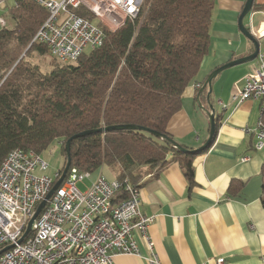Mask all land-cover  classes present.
<instances>
[{
	"label": "trees",
	"instance_id": "16d2710c",
	"mask_svg": "<svg viewBox=\"0 0 264 264\" xmlns=\"http://www.w3.org/2000/svg\"><path fill=\"white\" fill-rule=\"evenodd\" d=\"M17 4L0 30V167L14 149L42 155L62 142V174L69 139L106 127L134 125L172 138L169 123L210 52L215 0H146L141 15L115 31L98 23L106 32L101 47L73 64L50 58L47 71L35 59L52 57L49 49L33 40L48 12L32 0ZM75 12L96 21L84 6ZM170 156L192 184L195 154L146 131L95 132L71 144V167L107 169L134 184L145 168L166 167ZM261 174L264 205V165Z\"/></svg>",
	"mask_w": 264,
	"mask_h": 264
},
{
	"label": "crops",
	"instance_id": "0c3cea01",
	"mask_svg": "<svg viewBox=\"0 0 264 264\" xmlns=\"http://www.w3.org/2000/svg\"><path fill=\"white\" fill-rule=\"evenodd\" d=\"M245 3L215 0L210 52L195 81L185 90L181 111L168 126L172 139L199 151L210 135L206 110L210 104L216 110L213 142L196 152L192 162L193 183L173 156L162 170L145 168L137 182L141 212L154 217L149 235L159 264H204L208 260L213 264L218 257H224L227 264H264V149L256 150L255 135L245 133V128L264 125V114L260 101H240L238 96L247 76L257 67V59L220 73L213 80L210 96L209 88L203 89L215 70L255 51L239 28ZM254 3L264 5V0ZM17 5V0L1 1L0 16L5 18L4 14ZM244 24L255 34L260 53L264 52V10L253 6ZM198 84L200 88H196ZM246 157L249 160L242 161ZM96 173H104V169ZM113 179H117L116 174L109 178ZM138 242L142 252L148 254L146 242L140 238ZM115 262L148 264L133 255L118 256Z\"/></svg>",
	"mask_w": 264,
	"mask_h": 264
},
{
	"label": "built area",
	"instance_id": "2783aa9c",
	"mask_svg": "<svg viewBox=\"0 0 264 264\" xmlns=\"http://www.w3.org/2000/svg\"><path fill=\"white\" fill-rule=\"evenodd\" d=\"M32 1L48 12L33 41L45 44L52 58L63 64L76 63L83 55L101 47L106 39L105 30L96 21L77 14L76 9L84 6L100 19L109 16L120 28L127 20L137 19L146 4V0ZM6 26L5 18L0 16V27ZM238 96L240 101H260L264 113V52L259 54L258 65L247 76ZM245 133L255 135L256 150L264 149L262 123L255 129L245 128ZM248 160V157L242 159ZM48 170L49 163L42 155L22 149L12 150L2 163L0 251L13 247L0 255V264H116L115 258L122 255L159 264L149 235L154 217L141 212L139 186L129 179L109 180L102 173L93 179V173L75 167L69 169L33 222L31 232L19 243L39 205L61 178L60 171L51 177ZM139 238L146 242L148 254L142 252ZM213 261V264H227L224 257Z\"/></svg>",
	"mask_w": 264,
	"mask_h": 264
},
{
	"label": "water",
	"instance_id": "95a60500",
	"mask_svg": "<svg viewBox=\"0 0 264 264\" xmlns=\"http://www.w3.org/2000/svg\"><path fill=\"white\" fill-rule=\"evenodd\" d=\"M254 2H255V0H246L244 10H243V12H242V14L240 15V18H239V28H240L241 33L243 35H245V37H247V39H249L254 44L255 51L251 55H249L247 57H243L241 59H238V60H235V61H231L228 64H226V65L218 68L217 70H215L208 77V79H207V81H206V83L204 84V87H203V89H205L206 87L209 88V96L212 93L213 80L215 78H217V76L220 73H222L223 71L228 70L230 68L239 66V65H243V64H246V63H251V62H253V61H255L257 59V57H258V55L260 53V45H259L258 40L255 38V36L251 32V30L248 29L246 27V25L244 24L245 18L253 10ZM206 112L210 116V135H209V138H208L207 142L204 144L203 147H201L199 149V151L198 150L197 151H193V150L187 149V148L183 147L182 145H180L179 143H177L174 139L169 138L167 135H162V134H160L158 132H155L153 130L146 129V128H143V127H140V126H134V125H119V126L106 127V128H101V129L96 130V131L83 132V133H80V134H77V135L73 136L71 139H69V141L67 142V144L65 146L68 160H67L66 166L64 168V171H63V173L61 175V178L57 181L55 186L52 188L50 193L47 195L46 199L39 205L36 213L34 214V216L29 221L27 229H26L23 237L20 239L19 243H21L27 237V235L31 232L33 222L39 216V214L41 213L42 209L45 207L46 202L50 199V197L53 195V193L58 189L60 184L63 182V180L65 179V177H66V175H67V173L69 171V169L71 168V144H72V142L75 139L80 138V137H84L86 135H90V134L95 133V132L105 133V132L114 131V130H142V131L149 132V133H151V134H153L155 136H158L161 139L169 141V143H171L176 149L180 150L183 153L195 154L196 152L203 151V150L207 149L209 146H211V144L213 142V139L215 137V134H216V129H217V125H216V123H217L216 122V114L217 113H216V110L210 104L209 105V110H206ZM12 247H13V245L4 248L3 250L0 251V255L3 252L9 250Z\"/></svg>",
	"mask_w": 264,
	"mask_h": 264
},
{
	"label": "rangeland",
	"instance_id": "374dc122",
	"mask_svg": "<svg viewBox=\"0 0 264 264\" xmlns=\"http://www.w3.org/2000/svg\"><path fill=\"white\" fill-rule=\"evenodd\" d=\"M94 17L96 18V22L97 23H101L103 24L106 28H108L109 30H117L119 27L114 24L111 20V18L109 16H104V18H98L94 15ZM50 58L52 57H47L45 58V60L40 61L39 58L35 59L36 62L40 63L42 65V68L44 71L49 70L50 68ZM61 147H62V142H55L53 143V145H51V147L45 151L42 154V158L44 160H46L49 163V170L47 172V174L51 177H54L55 173H57L58 171H60L63 168L64 165V158H63V154L61 152ZM107 179L110 178L111 175H115L116 172H112L110 170L104 169V173H102ZM94 175L97 176V173H95ZM89 181H87L86 183H88ZM79 187L84 190L85 187L80 184Z\"/></svg>",
	"mask_w": 264,
	"mask_h": 264
},
{
	"label": "bare ground",
	"instance_id": "6f19581e",
	"mask_svg": "<svg viewBox=\"0 0 264 264\" xmlns=\"http://www.w3.org/2000/svg\"><path fill=\"white\" fill-rule=\"evenodd\" d=\"M262 32V31H261ZM253 33V32H252ZM253 35L255 36V34L253 33ZM260 54V53H259ZM259 56V55H258ZM257 61H258V57H257ZM139 186V185H138ZM140 188V187H139Z\"/></svg>",
	"mask_w": 264,
	"mask_h": 264
}]
</instances>
